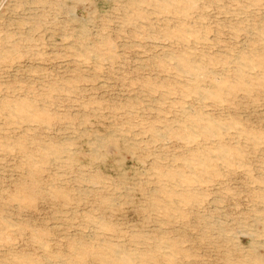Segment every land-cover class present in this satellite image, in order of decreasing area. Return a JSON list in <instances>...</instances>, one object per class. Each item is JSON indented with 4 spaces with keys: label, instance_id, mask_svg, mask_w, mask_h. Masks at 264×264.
<instances>
[{
    "label": "rangeland",
    "instance_id": "1",
    "mask_svg": "<svg viewBox=\"0 0 264 264\" xmlns=\"http://www.w3.org/2000/svg\"><path fill=\"white\" fill-rule=\"evenodd\" d=\"M0 264H264V0H0Z\"/></svg>",
    "mask_w": 264,
    "mask_h": 264
},
{
    "label": "bare ground",
    "instance_id": "2",
    "mask_svg": "<svg viewBox=\"0 0 264 264\" xmlns=\"http://www.w3.org/2000/svg\"><path fill=\"white\" fill-rule=\"evenodd\" d=\"M83 31H85V30H83ZM245 49V48H244Z\"/></svg>",
    "mask_w": 264,
    "mask_h": 264
}]
</instances>
